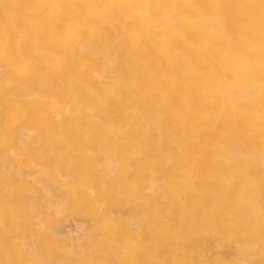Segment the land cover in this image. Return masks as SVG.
<instances>
[{
  "label": "bare ground",
  "instance_id": "1",
  "mask_svg": "<svg viewBox=\"0 0 264 264\" xmlns=\"http://www.w3.org/2000/svg\"><path fill=\"white\" fill-rule=\"evenodd\" d=\"M0 264H264V0H0Z\"/></svg>",
  "mask_w": 264,
  "mask_h": 264
}]
</instances>
